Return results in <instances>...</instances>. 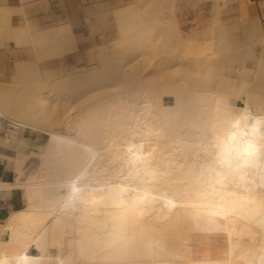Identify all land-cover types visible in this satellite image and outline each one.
Wrapping results in <instances>:
<instances>
[{"label": "bare ground", "instance_id": "6f19581e", "mask_svg": "<svg viewBox=\"0 0 264 264\" xmlns=\"http://www.w3.org/2000/svg\"><path fill=\"white\" fill-rule=\"evenodd\" d=\"M237 3L246 45L259 52L251 50L253 65L227 66L214 88L204 78L162 83V64L176 63L174 72L212 68L209 52L220 54L214 47L228 36L217 19L184 32L174 2L175 53L155 63L143 59L140 44L124 46L137 37L152 44L166 31L155 11H139L151 0H138L112 8L121 39L112 56L98 47L96 64L90 50L93 66L71 74L47 63L76 50L69 20L36 32L22 7L0 4V46L10 40L35 55L13 65L28 100L0 94V143L16 150V177L0 181V191L20 189L25 198L0 221V264H264V32L255 7ZM145 15L152 23L141 37ZM122 83L133 85L96 93L55 126L53 107L43 104L51 100L44 89L71 87L80 98ZM24 128L47 136L31 155L18 136ZM29 156L36 166L22 180Z\"/></svg>", "mask_w": 264, "mask_h": 264}, {"label": "rangeland", "instance_id": "374dc122", "mask_svg": "<svg viewBox=\"0 0 264 264\" xmlns=\"http://www.w3.org/2000/svg\"><path fill=\"white\" fill-rule=\"evenodd\" d=\"M251 8L255 7L251 16H258V23L261 28V31L264 32V0H244ZM138 2V0H19L16 3L19 7H22L26 12V17L31 23L32 29L36 32H43L51 30L56 27L58 24H61L68 20V13L73 9H80L83 15V21L85 24L86 37L85 40V59L75 67H66L68 73H76L78 71H83L84 69H89L93 62L92 57H89V51L94 52V58L98 63L96 52L97 48L107 47L105 49V55L111 57V49L113 44L121 41L117 31V23L115 20L113 7L121 6L125 3ZM174 2L179 9H176L175 15L178 17L181 22L182 30L184 32L190 30L191 28L195 30H202L205 28L212 27L213 19H217L219 25L227 31V40L226 42H221L217 48L220 49V54H215L213 51L209 52L210 55L214 56L213 67L206 70L204 68H197L195 66L185 65V68H189L190 71H179L174 72L171 68L176 63L162 64L163 70L160 72L164 77H167L166 81L162 83L177 84L178 80L181 78L187 77V83L197 79L204 78L209 84V88H214L213 84L220 78L217 75H224L227 69V66H236L237 64L245 61L248 65H253V58L251 56V50L257 48L259 52V45H254L252 48L247 47L249 41L246 40L243 35L242 29L238 25V11H237V0H187L186 2H179L177 0H151V4L139 11L144 13H151L155 11V20L163 19L164 22L162 27H166L164 34L160 35L161 38L156 39L152 44L146 45L143 42V28L150 26L152 23L151 15H145L144 20L148 19L145 23H140L137 26L136 32L141 33V40L139 37L132 38L130 40H123L124 46H131L140 44L138 47L141 52L144 53L143 59L147 61H159L163 59L168 53H175L179 41L177 40L176 33L170 31L169 27H172L173 16L169 9V4ZM0 3L6 4L5 0H1ZM177 8V7H176ZM155 25H158L155 22ZM143 29V30H142ZM135 32V33H136ZM252 40H256L259 36L258 29L253 31ZM134 34V31L132 32ZM138 35V33H136ZM89 39V40H88ZM8 42H11L10 40ZM150 43L149 41H147ZM245 44V46H244ZM8 43L0 46V49L8 48ZM146 45V46H145ZM226 46L228 51H226ZM30 49L33 59L35 55L32 52L30 46H26ZM213 53V54H212ZM175 58V57H174ZM15 60L0 63V94H6L11 99L16 101L28 100L29 96L24 94V87L22 82L16 81V77H13V65ZM44 63H39L42 65ZM156 67V66H155ZM183 70V69H182ZM156 71V70H155ZM157 72L155 73L156 76ZM166 79V78H165ZM164 79V80H165ZM149 82V81H145ZM153 82V81H151ZM158 82V79L155 77V84ZM218 82V81H217ZM112 83V81L110 82ZM133 83V82H131ZM150 83V82H149ZM133 85V84H132ZM132 85L125 86L123 83L120 85H113V87L103 88L100 90L91 91L87 95L77 98V93L75 89L68 87H56L53 88L49 93H46L48 89L42 90L44 93L42 96H45L48 99V94L51 97V100L43 101V104L53 107L51 110L50 120L55 126L57 121L62 118L64 112L75 113L81 110L85 105L89 104L94 98L96 93L104 91L119 92L124 91L127 88H131ZM72 93V94H70ZM65 98V99H63ZM231 99L234 100L235 104L243 105L242 99L239 96L232 95ZM51 103L52 101H54ZM51 103V104H49ZM4 122L0 120V135L4 136ZM20 137H24L28 140V145L25 148V152L29 155L32 154V151L36 149L38 144L44 142L47 136L36 132L31 131L28 128H24L20 131ZM5 137V136H4ZM5 145V144H4ZM7 146V145H5ZM8 147V146H7ZM10 148V147H9ZM16 154V150L10 148ZM36 166V159L32 156H29L24 165V171L21 174L20 178L23 180ZM16 177V175H15ZM21 191L22 202H20V208L25 206V198L23 196V191ZM7 237L4 235V238ZM34 253V251H30Z\"/></svg>", "mask_w": 264, "mask_h": 264}, {"label": "crops", "instance_id": "0c3cea01", "mask_svg": "<svg viewBox=\"0 0 264 264\" xmlns=\"http://www.w3.org/2000/svg\"><path fill=\"white\" fill-rule=\"evenodd\" d=\"M1 1V0H0ZM7 6L19 7L16 1L19 0H5ZM3 4V3H0ZM68 20L74 34L76 50L65 54L62 57H54L49 59L47 63L49 66H66L75 67L85 59V40L86 31L83 21V15L80 9L76 8L70 10L68 13ZM89 40V39H88ZM8 48L0 49V63L17 60H32L33 55L28 47H15L13 42L8 43ZM14 151L4 144L0 143V181L13 182L15 179ZM20 189H12L10 191H0V221L3 220L11 211L20 208L22 202Z\"/></svg>", "mask_w": 264, "mask_h": 264}, {"label": "built area", "instance_id": "2783aa9c", "mask_svg": "<svg viewBox=\"0 0 264 264\" xmlns=\"http://www.w3.org/2000/svg\"><path fill=\"white\" fill-rule=\"evenodd\" d=\"M5 124V123H4ZM10 125V124H9ZM4 129H6V127L4 128Z\"/></svg>", "mask_w": 264, "mask_h": 264}]
</instances>
